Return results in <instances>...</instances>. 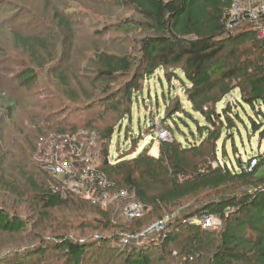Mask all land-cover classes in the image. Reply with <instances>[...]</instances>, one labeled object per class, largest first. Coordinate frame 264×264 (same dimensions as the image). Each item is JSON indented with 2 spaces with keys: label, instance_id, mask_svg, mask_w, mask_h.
<instances>
[{
  "label": "trees",
  "instance_id": "obj_1",
  "mask_svg": "<svg viewBox=\"0 0 264 264\" xmlns=\"http://www.w3.org/2000/svg\"><path fill=\"white\" fill-rule=\"evenodd\" d=\"M118 1L138 17L126 21L121 31L140 36L132 38L130 47L119 54L94 49L89 62L94 74L88 81L78 78L80 67H74L71 59L76 57L72 20L61 16L57 9L52 15L55 30L68 33L71 42L63 51L54 36L7 32L12 49L21 53L20 63L24 62L17 73L5 67L6 59L0 62V232L21 235L31 229L32 238L45 243L36 253L51 249L66 259L65 264H81L89 250L110 241L121 243L122 249L118 250L127 252L122 264H151L146 247L134 245L137 230L168 217L163 224L167 232L156 244L162 254L167 246L178 245L183 264H264V170L259 172L264 154L259 160L255 156L254 167H248L251 156L245 163L236 162L237 170L217 158V142L239 119L233 107L244 111L246 106L264 116V37L245 17L228 27L234 0ZM10 21L0 23L2 34L8 31ZM108 32L106 28L96 35ZM159 70H164L166 81H182L184 86L190 111L175 105L172 114L197 113L204 124L192 118L198 128L197 143L183 146L174 138L160 140L156 157L149 154L148 148L132 158L119 157L120 161L110 166L104 161L109 155L114 126L99 132L85 127L95 135L93 143L101 152L103 148L98 154L100 160L97 157L100 167L94 173L95 183H86L85 187L94 195L113 193L119 198L117 206L125 204L126 195L145 212L140 219L118 223L120 211L102 209L70 192L66 177L51 175L35 161L39 138L51 134L73 137L78 129L51 117L29 118L28 114L14 126L18 106L21 108L22 103L26 109L32 102L23 99L19 103L7 89L12 82L17 86L33 85L41 71L51 78L50 83L60 94L59 102L75 110H89L103 98V104H109L108 109L121 119L130 115L135 79L148 78ZM119 79L125 80V85L118 91L121 95L113 97L109 92ZM103 116L99 118L104 120ZM261 123L263 129L257 122L250 125L264 135V122ZM70 147L80 149L79 143H71ZM207 217L217 218L221 227L205 229L201 219ZM86 225L112 233L89 241L67 235ZM11 248H0V256Z\"/></svg>",
  "mask_w": 264,
  "mask_h": 264
},
{
  "label": "rangeland",
  "instance_id": "obj_2",
  "mask_svg": "<svg viewBox=\"0 0 264 264\" xmlns=\"http://www.w3.org/2000/svg\"><path fill=\"white\" fill-rule=\"evenodd\" d=\"M54 9H57L61 16L65 15L66 19L70 18L72 20L74 35L72 45L74 56L76 57L71 59L74 61V67H80L78 70V78L80 79L85 78L88 81L93 77L94 73H92L89 62L94 49L98 48L110 54H119L123 49L130 47L132 38L140 36V33L121 31L126 21H135L138 17L129 7L127 8L124 3L118 0H0V23L10 21V19L13 21H10L9 25L7 24L8 28L6 30L8 31L5 32L6 34L0 32V62L6 59L5 67L7 69H14L17 73L22 68L19 64L24 62L20 63L23 60L21 53L12 49V38L8 33L19 32L23 35H28L33 32H40L48 37L49 35L54 36L58 38L57 44L61 45L62 51L71 43L67 39L68 33L55 30V20L52 18ZM106 28L109 29L107 34L96 35L97 31L104 32ZM44 74L40 71L31 86H17L16 82L9 84L7 90L11 97H15L19 103L23 99L32 102L26 109L22 106V103L21 108L18 106L13 116L14 126L19 125L25 119L24 114H28L29 118L51 117L52 119H57L59 124L64 123L65 125L73 126L78 129L77 133L73 137H68L74 144L79 143L80 154H83L88 164L90 159L95 160L96 156L103 152V148L101 152V149L93 143L96 138L95 135L91 131H87L85 127L99 132L105 127L114 126V134L108 146L107 163L109 166L115 165L123 157L132 158V156L137 155L144 149L149 148V152L155 153L160 140L170 141L174 138L177 143L186 146L190 142L197 143L199 139L197 125L192 121V118H198V124L203 125L204 121L199 114L191 113V115L190 113L181 112L175 115L172 114L175 105H180L188 112L190 108L186 97H184L182 81L174 79L166 81L164 70L155 71L148 78L142 79L140 76L135 79L134 82H137V84L136 88L131 92L130 115L121 119H119V114L113 113L108 109L109 104H103V98H99L98 103L93 105L95 107H91L89 110H75L76 108L73 106L67 103L64 104L63 101L59 102V92L50 83L51 78L49 75ZM6 75L12 76L11 73H6ZM179 75L182 76L180 73ZM118 82V84L114 85L113 91L109 92L113 97L116 94V97L120 96L121 94L118 91L125 85L123 84L125 80L119 79ZM110 102L112 103L113 101ZM237 108L233 107V111H237L239 115V119L233 121L234 128L228 130L227 133L224 132L221 140L217 142L218 160L234 170H237L236 162L245 163L250 156H256L259 160L262 157L261 155L264 154V135L258 133L250 125V122H257L259 127L263 129L261 121L264 122V116L259 114V110L252 112L246 106L244 111ZM23 109L26 112L23 113ZM120 110L122 112L123 109ZM261 110L264 114V109L261 108ZM99 115H104V120L100 119ZM53 121L52 125L56 127V120ZM10 126L8 130L12 131ZM41 127H43L42 124ZM55 138L57 137L48 136L45 138L44 143L51 147L55 143ZM6 148L11 149L9 146ZM119 157L120 159H118ZM98 158L100 160V156ZM35 161H38V158ZM42 168L45 169L43 165ZM263 170L264 165L259 167L260 173ZM83 178L79 179L83 180ZM87 182L90 185L95 183L92 179H87ZM67 184L73 185L74 190L78 189L80 193L78 195L83 197V199L88 194L91 202L102 209L112 207L116 212L120 211L117 217L120 219L118 223H130L134 219L142 218L145 214L142 207L137 202H133L132 199L128 201L129 198H126V195L124 197L127 200H125V204L117 206L119 198H116L113 193L104 192L106 199L102 202L99 199L100 196L84 192V189L81 188L82 185H75L72 181ZM122 194L124 193H120V195ZM168 219V217H165L162 220L150 223L148 228L137 230L138 237H135L136 241L134 243L136 244L134 245L146 247L147 252L150 253L149 257L152 259L151 264H183L184 258L179 255L180 249L178 245L167 246V250L163 254L159 246L156 245L157 241L160 240L161 242V237L167 232L163 224ZM214 219V223L218 221L217 218ZM116 223L117 221L114 220V225ZM220 225L222 224L219 221L218 226ZM88 227L89 225L84 226L82 229L75 228L67 235L74 239H88L89 241L100 238L102 235L110 236L112 233V230L101 232ZM122 242L129 244L127 241ZM43 244L37 243V240L32 238L31 229L28 228L21 235H3L0 232V248L6 249V247L11 248L13 246L9 252L2 253L0 264L66 263L64 257L58 256L57 252H52L51 249H46L43 253H36L39 249H42ZM120 245L122 244L110 241L103 247H95L83 256L81 264H122L127 252L121 253L122 246L120 247ZM134 245L132 244L128 247ZM128 247L125 249H129Z\"/></svg>",
  "mask_w": 264,
  "mask_h": 264
},
{
  "label": "built area",
  "instance_id": "obj_3",
  "mask_svg": "<svg viewBox=\"0 0 264 264\" xmlns=\"http://www.w3.org/2000/svg\"><path fill=\"white\" fill-rule=\"evenodd\" d=\"M229 15L230 19L227 21L229 28H231L232 22L239 21L241 18L243 19L245 17V19L256 26L259 35L264 37V1L255 5V0H234L229 11ZM51 136L57 137L55 138V143L51 147L44 143L46 140L45 138H39L37 145L38 150L36 151V158H38V162L41 163L45 170L51 175L56 177H66L68 180L67 183L72 181L75 185L79 186L80 184L82 185L81 188L84 189V192L91 193V191L85 186L86 183H88L87 179L94 180V173L100 167L99 160H97L98 155L96 156L95 160L90 159L88 164L87 159L83 157V154H80L81 148L73 149L70 147L71 143L73 146L75 145L73 142H71L70 138H63L62 136L54 134H51ZM256 165L257 159L251 156L248 162V167H254ZM78 176L80 179L84 177L83 180H80ZM73 190V185H70V192L80 194L78 189L74 191ZM91 194L94 195L93 193ZM98 196H100L99 199L102 200V202L105 201L106 195H104V193H101V195ZM85 197V199L90 200V196L88 194L85 195ZM213 219L214 218L212 217L201 219V223L205 229H215L221 226H218L219 220L214 223L215 219ZM125 241L126 240H124V242Z\"/></svg>",
  "mask_w": 264,
  "mask_h": 264
},
{
  "label": "crops",
  "instance_id": "obj_4",
  "mask_svg": "<svg viewBox=\"0 0 264 264\" xmlns=\"http://www.w3.org/2000/svg\"><path fill=\"white\" fill-rule=\"evenodd\" d=\"M262 1H264V0H255V5H256L257 3L262 2ZM234 95L237 96L236 93H235ZM149 154L152 155V156H154V157H156L157 154H158V148H157V150H156L155 153L150 151Z\"/></svg>",
  "mask_w": 264,
  "mask_h": 264
},
{
  "label": "water",
  "instance_id": "obj_5",
  "mask_svg": "<svg viewBox=\"0 0 264 264\" xmlns=\"http://www.w3.org/2000/svg\"><path fill=\"white\" fill-rule=\"evenodd\" d=\"M104 163H105V164H108V163H107V160H106V161H104Z\"/></svg>",
  "mask_w": 264,
  "mask_h": 264
}]
</instances>
